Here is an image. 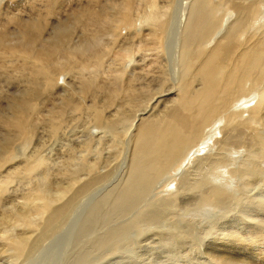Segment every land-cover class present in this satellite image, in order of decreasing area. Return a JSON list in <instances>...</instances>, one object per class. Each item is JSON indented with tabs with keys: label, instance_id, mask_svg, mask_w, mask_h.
Segmentation results:
<instances>
[{
	"label": "bare ground",
	"instance_id": "6f19581e",
	"mask_svg": "<svg viewBox=\"0 0 264 264\" xmlns=\"http://www.w3.org/2000/svg\"><path fill=\"white\" fill-rule=\"evenodd\" d=\"M7 1L0 71L22 86L0 80V254L38 258L70 219L82 264L148 234L214 264L240 262L209 236L264 251V0Z\"/></svg>",
	"mask_w": 264,
	"mask_h": 264
},
{
	"label": "rangeland",
	"instance_id": "374dc122",
	"mask_svg": "<svg viewBox=\"0 0 264 264\" xmlns=\"http://www.w3.org/2000/svg\"><path fill=\"white\" fill-rule=\"evenodd\" d=\"M6 1L7 0H4L3 2L2 1H0V3H2V4H5L6 3ZM8 2V1H7ZM14 2H16V1H14ZM28 2V3H27ZM27 2H21V4L19 5V3L18 4H14L13 2L12 3H10V5H9V3H8V9L10 8V10H9V12L11 13L13 10V12L12 13H17V12H21L20 13V15H23V17H25V16H27V17H25V18H28L29 17V15H32V12H34V11H32V10H30V9H32L31 8V4H29L30 2H31V0H29V1H27ZM22 3H26L27 4V6H26V4L25 5H23ZM29 4V5H28ZM15 5H18L19 7H17V6H15ZM14 7H17V8H14ZM22 7V8H21ZM23 7H24V10H23ZM27 7H29V8H27ZM21 9V10H20ZM27 9V10H26ZM29 10V11H28ZM33 10H35V9H33ZM32 11V12H31ZM41 11H43V10H41ZM33 16V15H32ZM31 16V17H32ZM2 15H1V17H0V20L2 19ZM5 17H3V19H4ZM2 19V20H3ZM7 19V18H6ZM1 20V21H2ZM0 21V23H1V26H0V31H3L5 28H4V26H3V24L5 23L4 21H2L1 22ZM6 23H8L7 21H6ZM15 24V25H14ZM3 26V27H2ZM7 26L8 27H10V28H12V29H15L16 27H18L17 26V24L16 23H8L7 24ZM13 27H15V28H13ZM20 27V26H19ZM3 30H2V29ZM51 27L50 26H47V29H46V31H44V34H46L48 31H49V29H50ZM50 32V31H49ZM47 35V34H46ZM1 51V50H0ZM0 80L1 81H3V83L6 85V87H7V89L9 88V92H12V91H16V90H18L19 89V87L20 86H22V83H18L15 79L13 80V81H10L8 78H7V76L4 74V73H2L1 71H0ZM3 97H6V96H4L3 95ZM82 126V125H81ZM81 126H80V128L79 129H81ZM76 129V128H75ZM65 141H67V140H62V141H55V139H53V140H51V141H49L48 142V144H47V149H46V152L48 153V155L50 154L51 155V157L53 156L54 158H56V154L55 153H58L60 150H61V148H60V145H61V143H64ZM52 143V144H51ZM56 143V144H55ZM55 149V150H54ZM58 149H59V151H58ZM53 154H55V155H53ZM59 160V159H58ZM15 184H12V186H11V190L13 191V193L11 192H9L11 195H9L10 197H8V199H10L11 197V199L12 200H15L16 202H21L22 201V199L20 198V194L18 193V191L23 187L24 188V184H23V182H14ZM21 185H23V186H21ZM256 186L255 187H257V184H255ZM261 186V185H260ZM263 188H261L260 187V189L257 187V188H253L252 190H251V195L252 194H254V196H256L257 197V195H258V197H260V198H262V197H264V185L262 186ZM255 189V190H254ZM10 190V191H11ZM22 190V189H21ZM20 190V191H21ZM19 191V192H20ZM198 218H200V217H198ZM226 218V219H225ZM224 219H222V222H223V224H225V225H228L229 224V222H227L228 221V219H229V217H225ZM226 222V223H225ZM200 225V224H199ZM76 225L74 224V222L72 221V219H70L69 220V222L66 224V226L61 230V232L60 233H58V234H56L52 239H51V242L49 243V244H51L50 246L49 245H47V246H45V248L41 251V253H40V255H39V257L38 258H33V260L31 259V260H29L28 262L27 261H25V262H23V263H25V264H61V262L63 261V264H82L81 263V261L79 260V256L81 255V254H83V256H84V254L85 253H89V250H91V249H89V247L91 246V244L89 243V241H88V238H87V234H86V232H87V230H88V228H87V230L85 231V238L84 239H82L83 240V242L85 243V247L84 248H82V249H78V247L77 246H75V243H74V239H77V237L78 236H76V235H78V232L76 233ZM75 230V231H74ZM76 234V235H75ZM156 236V234L153 236V235H151V234H148V235H145V236H137V235H135V236H133V238H136V241H138V242H136V241H134L135 242V244H134V242H132V244L134 245V247L132 246V247H130V245H132V244H129V246L127 247V248H118V249H120L119 251H118V249H113V247H111L112 245H108L109 247L108 248H103V249H95L91 254H92V257H94V259L92 258V260L90 259V261L88 260L87 262H84V264L85 263H88V264H186L187 263V261L190 263V264H204V262H206V260H207V262L205 263V264H214V263H212L211 261H210V263H209V257H207L206 255H204L205 254V252H203V253H201V254H198L199 253V250L197 249V248H195V250L194 251H196L197 250V253L195 252V254H194V251H192L190 254L188 253V250L190 249L189 247H184L182 250H184V253L182 252V250H181V252L183 253V256L180 254V252H178V251H180L179 250V248H177L178 249V251H177V249L174 247V248H171V249H169V246H167L166 244V242H163L162 240V242L159 240V241H157L158 240V238H156L155 237ZM146 237V238H145ZM213 237V236H212ZM211 236H209V238L208 239H206V241H205V244H204V246L206 247L205 249H207L208 248V251L210 252V254H209V256H211V257H213V258H215V256L217 257H223V258H227V259H229V258H233L235 261H237V262H240L239 264H242V262L244 261V263L243 264H256L255 262H258L259 264H260V262L263 260L264 261V258H262V257H260L259 255H261L260 253H262V252H264L262 249H260V247L258 248V247H256V246H252L253 247V249L255 250V252L254 251H250L248 248L246 249V247H241L240 249H236V247H234V242H232L231 243V241H228L227 243H222L221 241H216V240H213V238H212ZM130 238V237H129ZM144 238V239H143ZM132 239V238H131ZM148 239V240H147ZM157 239V240H156ZM208 240V241H207ZM211 241H212V243H211ZM160 242V243H159ZM217 242H219V243H217ZM220 244V245H218V247L217 246H215V244ZM138 244V245H137ZM161 244V245H160ZM222 244H224L225 246H222ZM228 244V245H227ZM230 245V246H229ZM141 246V247H140ZM146 247V248H145ZM164 247V248H163ZM233 247V248H232ZM256 247V248H255ZM135 248H137V251H136V249ZM150 248V249H149ZM153 248V249H152ZM204 248V247H203ZM209 248H212V249H209ZM220 248V249H219ZM244 248V249H243ZM257 248H258V250H257ZM111 249L112 250H116V251H118V252H121V253H116V252H112L111 251ZM126 249L127 250H129V251H126ZM132 249V250H131ZM135 249V250H134ZM219 249V250H218ZM221 249H223V250H221ZM246 249V250H245ZM122 250V251H121ZM125 250V251H124ZM131 250V251H130ZM134 250V251H133ZM140 250V251H139ZM173 250H175V251H173ZM192 250V249H191ZM241 250V251H240ZM262 250V251H261ZM173 251L174 252V256L173 257H171V255H169L171 252ZM186 251H187V253H186ZM207 251V252H208ZM220 251V252H219ZM234 251V252H233ZM236 251V252H235ZM246 251H248V252H246ZM129 253V252H133L132 254H126L125 255V253ZM135 252V253H134ZM170 252V253H169ZM219 254H218V253ZM225 252V253H224ZM249 252H254L255 254H252V256H251V254L249 253ZM260 252V253H259ZM125 255V256H127V257H125V256H123V257H121L123 254ZM186 253V254H185ZM246 253H248V254H246ZM121 254V255H120ZM136 254V255H135ZM141 254V255H140ZM190 255V258H189V255ZM195 255L194 257L192 256V260H194V261H196V258H197V262H193V261H191V255ZM213 254V255H212ZM222 254V255H221ZM263 254V253H262ZM2 255V256H1ZM5 255L6 254H0V264H15V262L11 259V258H9V256L6 258L5 257ZM181 255V257H184V258H182V259H180V257L179 256ZM185 255H187L186 257H185ZM224 255H225V257H224ZM247 255H249V257L247 256ZM256 255V256H255ZM150 256V257H149ZM178 256V257H177ZM197 256V257H196ZM245 256H247V257H245ZM257 256H258V258H257ZM125 257V258H124ZM178 259H177V258ZM199 257V258H198ZM256 257V258H255ZM122 258H124L123 260H122ZM126 258H127V260H126ZM143 258V259H142ZM176 258V259H175ZM186 258V259H185ZM194 258V259H193ZM245 258H248V259H245ZM35 259H37V260H35ZM175 259V260H174ZM180 259V260H179ZM184 259V260H183ZM189 259H190V261H189ZM216 259V258H215ZM259 260V261H257V260ZM138 260V261H137ZM149 260V261H148ZM173 260V261H172ZM177 260V261H176ZM185 260H186V262H185ZM247 260V261H246ZM249 260V261H248ZM251 260V261H250ZM255 262H254V261ZM145 261V262H144ZM172 261V262H171ZM204 261V262H203ZM27 262V263H26ZM83 262V261H82ZM153 262V263H152ZM193 262V263H192ZM22 263V264H23ZM189 263H187V264H189ZM238 264V263H237ZM261 264H264V262H262Z\"/></svg>",
	"mask_w": 264,
	"mask_h": 264
}]
</instances>
